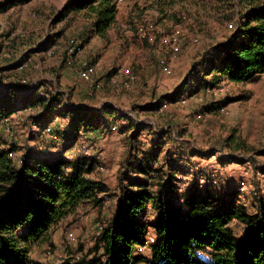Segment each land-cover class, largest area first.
I'll return each instance as SVG.
<instances>
[{"label":"rangeland","instance_id":"obj_1","mask_svg":"<svg viewBox=\"0 0 264 264\" xmlns=\"http://www.w3.org/2000/svg\"><path fill=\"white\" fill-rule=\"evenodd\" d=\"M76 1L85 0H32L0 12V82L62 92L76 106L96 110L106 104L116 106L150 128L152 133L142 132L138 137L147 151L157 140L156 133L171 131L172 139L164 146L160 161L168 150L192 156L189 175L178 176L182 188L194 180L205 190L212 176L217 180L212 184L225 194L246 182L248 191L240 194L238 203L253 211L254 196L264 198V155L258 153L264 149V73L246 84L222 80L202 92L191 89L187 93L196 92L194 95L180 97L156 112L151 109L163 96L175 93L207 56L218 54L220 45L235 32V22L218 15L213 0H178L176 9L184 7L189 13L182 25L161 21L155 11L139 20L135 13L130 15L131 1L123 0L117 25L103 39L92 31L93 16L88 8L67 12ZM141 24L157 26L154 44L139 37ZM194 38L198 39L195 43ZM84 63L94 68L88 82L79 76ZM126 70L136 77L134 81L125 77ZM38 113L36 108L19 110L0 123V140L15 146L13 158L19 162L29 152L73 162L87 158L96 162L93 177L103 180L111 191L103 207L82 206L55 225L33 246L32 258L41 264L100 258L97 238L118 207L117 173L129 140L121 126L114 134L95 126L71 137L70 118L60 115L44 131L32 121ZM119 123L128 124L125 120ZM231 138L234 142L230 144ZM196 152L203 156H194ZM223 156L226 163L220 161ZM233 228L242 234L239 222Z\"/></svg>","mask_w":264,"mask_h":264},{"label":"trees","instance_id":"obj_2","mask_svg":"<svg viewBox=\"0 0 264 264\" xmlns=\"http://www.w3.org/2000/svg\"><path fill=\"white\" fill-rule=\"evenodd\" d=\"M30 1L3 0L0 12ZM130 1V15L135 13L139 20L155 11L161 21L169 19L182 25L189 16L184 7L176 9L178 0ZM122 2L76 1L67 7V12L88 8L93 16V33L106 39L117 25ZM213 3L218 15L235 22V32L220 45L218 54L207 56L176 92L159 99L152 111L194 95L196 92L187 93L191 89L202 92L222 80L246 84L264 73V0ZM146 26L137 27L138 35L139 29ZM157 33L153 34L155 40ZM208 77L211 81L207 82ZM26 91L25 95L21 93ZM35 108L39 113L33 115L32 121L44 131L60 115L70 118L71 137L81 129L90 131L99 126L113 133L121 126V133L129 140L117 173L118 207L97 238L101 257L88 261L68 258L61 264H264V198L255 195L256 204L250 211L238 203L239 186L220 193L212 184V176L205 190L194 180L182 188L178 176L189 175L192 156L168 150L160 161L164 146L172 139L171 131L156 133L157 140L147 151L138 137L142 132L152 133L150 128L116 106L106 104L98 110L76 106L62 92H42L0 82V123L19 110ZM123 120L128 124H118ZM15 153L14 145L0 140V264H41L32 258L33 246L82 206L103 207L111 190L103 180L93 177L95 161L82 158L73 162L62 156L49 158L27 152L18 162L13 158ZM202 153L193 155L203 156ZM258 153L263 156L264 149ZM225 158L220 161L226 163ZM234 222L243 226L242 234L235 232Z\"/></svg>","mask_w":264,"mask_h":264},{"label":"built area","instance_id":"obj_3","mask_svg":"<svg viewBox=\"0 0 264 264\" xmlns=\"http://www.w3.org/2000/svg\"><path fill=\"white\" fill-rule=\"evenodd\" d=\"M157 31H159V30H158L157 26H155V24H149L146 27H142V28L139 29V37L141 39H143V40H149L150 42H153L155 40L153 34L155 32H157ZM197 41H198V39L194 38V40L192 42L195 43ZM73 43L76 44L77 42L73 41ZM73 49H74V47L71 48L70 52H73L74 51ZM23 67L24 66L21 65L20 69H23ZM93 72H94V68L88 66L87 63H84L83 69H82V71L79 74L80 79L83 80V81L88 82V80H90L91 76L93 75ZM167 74H172V71L171 70H167ZM124 75L130 82H132V81H134L136 79V77L129 70H126L124 72ZM163 107L166 108L167 104H165ZM50 130H51V128H48L47 132L50 131ZM113 130H115V128ZM213 181H214V183L217 182L216 179H214ZM239 191H240L241 194H244V193H246L248 191V187H247L246 182L240 183Z\"/></svg>","mask_w":264,"mask_h":264},{"label":"crops","instance_id":"obj_4","mask_svg":"<svg viewBox=\"0 0 264 264\" xmlns=\"http://www.w3.org/2000/svg\"><path fill=\"white\" fill-rule=\"evenodd\" d=\"M114 133H116V132H113L112 134H114Z\"/></svg>","mask_w":264,"mask_h":264}]
</instances>
